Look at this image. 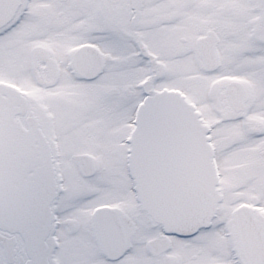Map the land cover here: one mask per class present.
Returning <instances> with one entry per match:
<instances>
[{"label":"snow or ice","instance_id":"obj_1","mask_svg":"<svg viewBox=\"0 0 264 264\" xmlns=\"http://www.w3.org/2000/svg\"><path fill=\"white\" fill-rule=\"evenodd\" d=\"M0 264H264V0H0Z\"/></svg>","mask_w":264,"mask_h":264}]
</instances>
